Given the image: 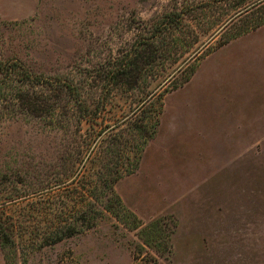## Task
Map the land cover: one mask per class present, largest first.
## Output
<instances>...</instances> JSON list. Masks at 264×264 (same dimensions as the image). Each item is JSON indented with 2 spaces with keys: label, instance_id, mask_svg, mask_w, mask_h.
Wrapping results in <instances>:
<instances>
[{
  "label": "rangeland",
  "instance_id": "rangeland-1",
  "mask_svg": "<svg viewBox=\"0 0 264 264\" xmlns=\"http://www.w3.org/2000/svg\"><path fill=\"white\" fill-rule=\"evenodd\" d=\"M175 6L189 27L154 39L134 91L115 87L117 59ZM260 18L264 0H0V63L75 78L101 112L79 134L0 115V264H264V26L219 47ZM147 93L162 111L136 165L141 142L115 157L109 138ZM116 173L128 226L93 197Z\"/></svg>",
  "mask_w": 264,
  "mask_h": 264
},
{
  "label": "trees",
  "instance_id": "trees-1",
  "mask_svg": "<svg viewBox=\"0 0 264 264\" xmlns=\"http://www.w3.org/2000/svg\"><path fill=\"white\" fill-rule=\"evenodd\" d=\"M173 9L160 16H156L154 26H151L154 28L153 36L151 37L153 40L146 39L143 44L146 48L141 53H138V56L132 57V55L126 54L117 59L112 71L109 70V74H113L112 83H114L115 87L122 86L127 91H134L137 84V74L151 66L157 59V56H155L156 49L153 47L155 43L154 39L159 38L163 34L169 35L175 30L189 27L187 22L189 17L185 12L179 10L176 6ZM261 26H264L263 18H260V21L254 27L239 31L222 42L219 47H223L227 43ZM152 47L153 49H151ZM146 52H149L151 56L146 55ZM140 60L141 62H139ZM82 90L83 88H80L77 80L72 77L51 78L44 75H34L17 60L0 63V115L4 117L22 115L41 120L53 129L62 131L65 128L69 130L71 126H74L76 132L79 134L83 121L93 123L101 114L98 108L95 105L93 106L95 99L84 98ZM162 96L158 95L159 98H155L150 93L144 96V100L140 101L139 106L132 111L128 118V127L131 130V135L128 138H124L122 135L109 138V143L114 147L112 153L115 157L124 155L130 143L136 140L140 141L141 144L138 148V156L136 157L137 165L143 147L155 135L158 126V116L162 111ZM103 111L104 106L102 108ZM120 177L117 173L112 175L109 180V190L96 192L93 197H95V201L99 203L103 211L110 213L116 220L128 226V223L124 221L123 215L120 214L124 210L121 200L113 189V185ZM128 215L133 217L135 221L132 229L141 228L142 225L139 220L132 213ZM141 231L144 234L153 231L159 234L162 233L157 221L141 228ZM72 233H74V230L71 226L66 229V232L58 231L56 241L59 242L63 238L72 235ZM168 239L169 236L167 235ZM2 243H4L3 240ZM144 244L150 247L151 243L149 240H144ZM133 259L134 264H157V259L148 253L146 258H143L142 255H135Z\"/></svg>",
  "mask_w": 264,
  "mask_h": 264
},
{
  "label": "crops",
  "instance_id": "crops-1",
  "mask_svg": "<svg viewBox=\"0 0 264 264\" xmlns=\"http://www.w3.org/2000/svg\"><path fill=\"white\" fill-rule=\"evenodd\" d=\"M7 1H9V0H7ZM10 1H12V0H10Z\"/></svg>",
  "mask_w": 264,
  "mask_h": 264
}]
</instances>
